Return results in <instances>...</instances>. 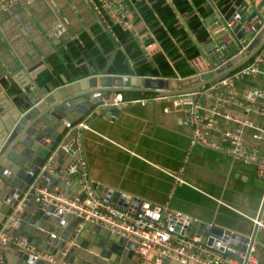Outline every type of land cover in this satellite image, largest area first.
Wrapping results in <instances>:
<instances>
[{"label":"crops","instance_id":"crops-1","mask_svg":"<svg viewBox=\"0 0 264 264\" xmlns=\"http://www.w3.org/2000/svg\"><path fill=\"white\" fill-rule=\"evenodd\" d=\"M171 1L174 7L167 0H141L133 28L117 30L116 44L97 26L84 0L16 3L0 17V91L23 94L28 78L43 87L99 73L182 79L200 72L209 67L216 45L232 42L221 33L220 19L229 18L240 0ZM59 21L66 29L57 36ZM250 88L264 96V61L258 73L236 83L238 91ZM132 93H124V99H136ZM96 114L84 119L90 124L80 134L79 157L90 178L153 204L168 201L219 229L245 237L255 233V256L264 264V207L256 231L254 222L264 200V180L255 176L253 165L203 146L189 149L188 113L168 103L130 104L93 118ZM247 118L264 124L262 115ZM217 120L221 128H238L252 145L250 125ZM178 172L182 183H175Z\"/></svg>","mask_w":264,"mask_h":264},{"label":"water","instance_id":"water-1","mask_svg":"<svg viewBox=\"0 0 264 264\" xmlns=\"http://www.w3.org/2000/svg\"><path fill=\"white\" fill-rule=\"evenodd\" d=\"M242 4L240 0L232 13L238 14L235 26L221 32H228L234 39L223 47V54L229 59L214 70L182 79L99 73L63 81L58 86L47 83L43 87L28 78V91L23 94L9 96L0 91V264H138L135 243L98 224L85 222L79 227L82 220L73 214L57 215L55 206L38 195L36 186L57 187L70 195L76 192L78 178L68 185L66 179L70 177L64 172L71 154L62 147L57 149V144L69 126L96 111L98 114L93 118L114 114L118 107L111 105V101L116 94L123 97L126 92L190 93L249 62L264 44V0L258 3L250 0L241 9ZM220 22L224 23L225 19L221 18ZM73 135H77L76 128L70 131L66 141ZM47 161L55 168L54 172L49 167L43 168ZM101 188L102 185L98 187ZM110 201L117 203L118 196L115 194ZM263 207L264 200L258 220ZM223 232L213 227L210 233L222 236ZM186 233L190 237L200 235L201 242L207 245L213 242L204 223L193 221L188 232L181 231L182 235ZM254 236L255 233L251 241ZM35 251L51 255L56 262ZM160 264L181 263L164 259Z\"/></svg>","mask_w":264,"mask_h":264},{"label":"built area","instance_id":"built-area-1","mask_svg":"<svg viewBox=\"0 0 264 264\" xmlns=\"http://www.w3.org/2000/svg\"><path fill=\"white\" fill-rule=\"evenodd\" d=\"M20 1L23 0H0V17ZM84 1L93 12L97 26L111 42L116 44L118 42L117 30L127 32L133 28L134 9L141 0ZM167 2L171 7H174L171 0H167ZM242 3L241 9L246 8L250 0H242ZM237 17V12H234L229 18L221 17L225 19L224 23L220 22L223 24L221 32L224 29L227 31V29L233 28L237 23ZM178 18H181L180 15ZM65 29L66 26L61 21L54 26L57 36L64 33ZM233 40L232 38V42ZM219 44L221 45L219 46ZM219 44L214 49V55L208 60L209 67L201 71L214 70L229 59L223 54L225 43ZM151 47L152 44L146 46L147 49ZM223 57L225 59L220 60ZM211 60H216V62L213 63ZM263 61L264 44L249 62L196 91L176 95L151 93L129 100L124 99L121 94H116L112 98L111 105L125 107L130 104L145 105L149 102L159 101L171 104L177 110L186 111L189 125L192 128L189 149L194 146H203L228 154L245 164L253 165L255 176L264 180V124L247 118V114L250 113L264 116V96L260 90L254 88L246 91L236 90V83L258 73ZM194 62L198 63V59ZM200 72L193 75H198ZM169 109L168 105L164 107V111ZM219 117L241 126L250 125L253 128L252 145L244 142L238 128H221L217 120ZM86 121L83 119L69 126L66 134L57 144V149L62 147L71 154V160L64 172L70 177L66 179L68 185L78 178L79 187L76 192L70 195L62 193L57 187L49 189L36 186L38 195H42L46 203L55 206L57 215L62 217L65 214H73L82 220L79 227L85 222H91L135 243L138 264H151L153 261L160 264L164 259H174L181 264H258V259L255 256V244L250 240V237L226 230L222 236H213L214 234L210 233L214 227L212 223L183 214L172 208L168 201L162 204H153L137 196L103 185L101 189H98L101 184L88 176L86 161L83 157H79L81 152L80 134L82 130L89 127ZM74 128L77 129V135H73L69 141H66L70 131ZM259 143H262L263 147L259 148L257 146ZM50 159L51 156L48 161ZM48 161L43 168L49 167L54 172L55 168L50 167ZM37 179L38 177H36ZM174 179L175 183L183 182L180 172L174 175ZM115 194L118 196V202L112 203L110 199ZM259 220L257 218L254 220L257 228L261 225ZM193 221L198 224L204 223L205 231L213 236L211 245L201 242L200 235L194 234L190 237L187 233L181 234L182 230L188 232ZM8 225L9 222L6 223V226ZM52 236L54 237L53 234ZM227 251L234 255L228 254ZM35 253L49 261L56 262L51 255L41 254L37 251ZM57 264L66 263L59 262Z\"/></svg>","mask_w":264,"mask_h":264},{"label":"trees","instance_id":"trees-1","mask_svg":"<svg viewBox=\"0 0 264 264\" xmlns=\"http://www.w3.org/2000/svg\"><path fill=\"white\" fill-rule=\"evenodd\" d=\"M127 93H129V92H127ZM147 94H151V93H140V92H133L132 93V96L134 97V98H139V97H143V96H145V95H147Z\"/></svg>","mask_w":264,"mask_h":264}]
</instances>
